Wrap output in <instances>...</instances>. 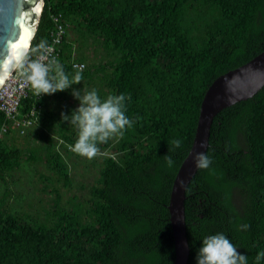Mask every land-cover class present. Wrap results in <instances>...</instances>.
Returning <instances> with one entry per match:
<instances>
[{"label": "trees", "instance_id": "obj_1", "mask_svg": "<svg viewBox=\"0 0 264 264\" xmlns=\"http://www.w3.org/2000/svg\"><path fill=\"white\" fill-rule=\"evenodd\" d=\"M59 14L65 72H76L70 66L75 39H67L71 26L82 40L99 44L107 58L86 66L82 80L97 83L102 99L124 94L133 125L122 137L98 143L111 154L101 156L90 199L73 197L62 206L56 194L45 217L29 223L5 210L4 191L0 264H173L167 209L172 182L192 145L209 85L264 50V0H44L30 56L50 43L56 31L52 17ZM43 99L44 94L37 102L22 100L21 113L36 104L40 114L23 132L10 124L0 140V181L22 156L9 143L13 132L23 136L36 122L49 127L48 135L54 131L55 117L43 116ZM4 123L0 112V127ZM55 124L73 149L76 127L68 130L61 118ZM46 148L48 165L67 185L54 145ZM205 153L212 163L198 168L185 190L187 264H195L202 238L218 232L248 264H264V257L257 260L264 252V86L215 115Z\"/></svg>", "mask_w": 264, "mask_h": 264}, {"label": "rangeland", "instance_id": "obj_2", "mask_svg": "<svg viewBox=\"0 0 264 264\" xmlns=\"http://www.w3.org/2000/svg\"><path fill=\"white\" fill-rule=\"evenodd\" d=\"M67 39H75L73 61H78L77 58H80L86 67L107 59L99 44H93L90 39L82 40L71 26L67 28ZM99 87L97 83L91 85L81 80L67 90L46 96L44 94L45 103L42 110L44 115H42L47 118L55 117L54 122L50 123L54 126V133L50 132L51 136L47 134L49 127L39 122H36L23 136H17L14 132L10 135L9 143L20 149L22 156L18 161V167L5 173L4 180L0 181V197L5 190L7 191L5 210L8 213H15L29 223H33L35 220H42L45 213L53 207L56 194L60 195L62 206L73 197L81 202L91 198V186L98 176L101 156L111 154L110 149L103 150L98 147L99 151L92 158L82 156L57 134L55 122L57 118H61L62 113L70 114L78 106L79 101L72 95L74 90H81L83 94L91 89L97 90ZM63 107L67 108L68 113L62 110ZM67 126L68 130L73 129L70 122ZM50 143L54 145L55 159H60L64 163L69 178L67 185L62 176L48 165L46 146ZM30 153H33L36 159Z\"/></svg>", "mask_w": 264, "mask_h": 264}, {"label": "water", "instance_id": "obj_3", "mask_svg": "<svg viewBox=\"0 0 264 264\" xmlns=\"http://www.w3.org/2000/svg\"><path fill=\"white\" fill-rule=\"evenodd\" d=\"M43 4L44 0H0V88L30 46ZM263 86L264 50L243 65L220 75L207 88L200 104L192 145L174 177L167 205L174 244L173 264H187L189 260L185 190L198 170L196 154L206 152L213 118L222 109L252 98Z\"/></svg>", "mask_w": 264, "mask_h": 264}, {"label": "clouds", "instance_id": "obj_4", "mask_svg": "<svg viewBox=\"0 0 264 264\" xmlns=\"http://www.w3.org/2000/svg\"><path fill=\"white\" fill-rule=\"evenodd\" d=\"M52 52L51 46L41 43L36 58L20 66L21 75L37 96L67 90L82 80L85 65L84 68L80 66V70L71 67L76 72L69 74ZM73 62L79 61L71 59L70 66ZM72 95L79 101L78 106L70 115L62 113L61 119L69 121L77 129L73 150L78 154L92 158L99 151L98 143H107L113 136L122 137L126 128L132 127L133 121L125 114L124 94L109 95L102 99L96 89H91L83 94L81 90H74ZM165 160L169 167L174 163L168 155H165ZM211 163L206 153L196 154L197 168H209ZM242 227L246 229L247 225ZM262 257L264 252L257 254V260ZM194 261L195 264H248L247 256L239 252L223 232L204 236L195 251Z\"/></svg>", "mask_w": 264, "mask_h": 264}, {"label": "built area", "instance_id": "obj_5", "mask_svg": "<svg viewBox=\"0 0 264 264\" xmlns=\"http://www.w3.org/2000/svg\"><path fill=\"white\" fill-rule=\"evenodd\" d=\"M61 18V14L52 17L56 26V31L52 33L51 41L48 44V46L53 48L52 55H55L58 59H60V50L64 33ZM35 58L36 55L30 56L28 53L24 54L0 88V112L5 116L8 122L2 124L0 127V140L7 134L10 124L23 132V129L27 126H31L37 118L40 107L36 104H33L27 112L21 113L22 100L33 97L34 102H37L43 97V94L37 96L21 75L20 66ZM80 66L84 68L83 63L73 62L71 64V67L75 70H80Z\"/></svg>", "mask_w": 264, "mask_h": 264}, {"label": "bare ground", "instance_id": "obj_6", "mask_svg": "<svg viewBox=\"0 0 264 264\" xmlns=\"http://www.w3.org/2000/svg\"><path fill=\"white\" fill-rule=\"evenodd\" d=\"M20 58H21V56L19 57V59H20ZM19 59H18V60H19ZM18 62H19V61H17V62L15 63V65H16ZM15 65L13 66V68L15 67ZM13 68H12V69H13ZM12 69H11V71H12ZM11 71H10V72H11ZM10 72H9V73H10ZM8 75H9V74H8Z\"/></svg>", "mask_w": 264, "mask_h": 264}]
</instances>
